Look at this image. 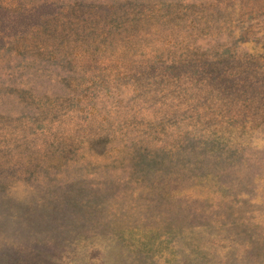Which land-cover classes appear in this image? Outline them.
Instances as JSON below:
<instances>
[{"label":"rangeland","instance_id":"obj_1","mask_svg":"<svg viewBox=\"0 0 264 264\" xmlns=\"http://www.w3.org/2000/svg\"><path fill=\"white\" fill-rule=\"evenodd\" d=\"M0 264H264V0H0Z\"/></svg>","mask_w":264,"mask_h":264}]
</instances>
